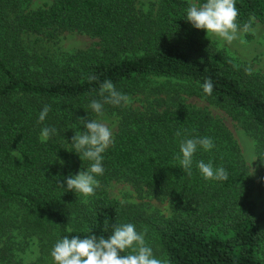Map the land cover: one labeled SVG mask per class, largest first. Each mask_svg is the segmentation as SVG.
Instances as JSON below:
<instances>
[{
	"label": "trees",
	"instance_id": "trees-1",
	"mask_svg": "<svg viewBox=\"0 0 264 264\" xmlns=\"http://www.w3.org/2000/svg\"><path fill=\"white\" fill-rule=\"evenodd\" d=\"M31 1L0 0V208L17 207L28 224L26 233L40 242V258L30 264H53L52 247L65 236L107 238L114 225L126 223L146 230L170 264H264V231L250 202L255 186L264 189V74L235 66L201 44L198 30L185 20L189 4L182 0H160L147 12L137 7L138 0H54L30 11ZM236 7L241 29L246 23L264 24V0H236ZM62 33L96 42L86 51L60 56L27 45L29 36L46 44ZM209 78L213 90L206 95L201 85ZM150 79L190 86L185 94L222 110L252 136L260 167L257 183L221 120L185 104L180 90L163 98L170 86L150 87ZM105 80L130 102L143 96V103L104 105L103 114L118 118V129L102 154L97 188L125 183L161 197L169 217L112 201L102 192L84 204L66 189L65 177L90 166L75 153L71 137L83 130L78 118L99 117L88 106L102 100ZM45 105L51 110L40 123ZM44 127L56 133L42 143ZM202 137L212 138L215 146L210 151L197 147L188 175L175 159L179 142ZM201 160L223 167L228 178L205 180L196 167ZM6 219L0 218L1 234Z\"/></svg>",
	"mask_w": 264,
	"mask_h": 264
},
{
	"label": "clouds",
	"instance_id": "clouds-1",
	"mask_svg": "<svg viewBox=\"0 0 264 264\" xmlns=\"http://www.w3.org/2000/svg\"><path fill=\"white\" fill-rule=\"evenodd\" d=\"M148 11L147 8L144 9ZM238 9L236 0H204L203 3H190L186 9L185 20L198 30H204L206 37L216 36L226 44H232L239 38L241 31H248L250 23L243 25V29L237 23ZM206 95H211L213 85L211 79H206L201 85ZM101 101L93 99L89 108L98 116H102L105 104L120 106L130 102V98L116 90L110 80H105L99 89ZM50 105H45L39 113L38 122L45 121ZM79 126L83 130H76L71 137V146L76 154L90 162L87 170H80L74 176L65 177L67 191L79 193L87 198L95 195V189L99 186L96 179L104 172L103 153L112 143V129L102 120H89L78 118ZM56 133L54 127L41 129L39 139L46 142L51 135ZM180 135L179 132L176 133ZM205 151L214 148V142L210 137L188 138L179 142V154L175 157L179 161L182 171L191 175L193 157L197 147ZM15 158L23 160V156L15 150L12 151ZM63 163V161H58ZM196 167L205 180H226L227 172L223 167L213 168L211 162L197 161ZM264 179V178H262ZM146 230L138 232L135 225L126 223L114 225L112 233L107 237L88 235L84 238L65 236L58 239L53 245L50 255L53 264H170L168 259L158 258L145 240ZM123 253V254H122Z\"/></svg>",
	"mask_w": 264,
	"mask_h": 264
},
{
	"label": "rangeland",
	"instance_id": "rangeland-1",
	"mask_svg": "<svg viewBox=\"0 0 264 264\" xmlns=\"http://www.w3.org/2000/svg\"><path fill=\"white\" fill-rule=\"evenodd\" d=\"M54 0H32L28 5L30 11L38 8H44L52 4ZM160 0H138L137 7L144 11L145 8L155 9ZM190 5L195 2L194 0H182ZM196 3V2H195ZM145 12V11H144ZM198 30V29H197ZM2 27L0 26V33ZM199 41L205 46H211L217 50L221 55L227 57L235 66L242 67L255 74H264V24L254 23L250 25L248 31H241L239 38L226 44L216 36L209 35L206 37L204 30H198ZM1 38V34H0ZM39 37L32 35L27 39L28 47L33 46L34 50L38 53H48L54 55L71 54L77 51H86L92 47L96 40L82 34H69L62 33L52 38V42L44 43L38 42ZM149 86L156 85L170 86V94L163 95V98L173 94V90H180L184 93L180 94L182 101L194 108L206 110L211 116L219 119L226 126L228 131L239 146L243 158L249 169V173L257 183L260 174L259 161L257 158L256 142L252 136L247 134L241 126L233 121L225 112L211 105L202 98L190 96L185 94L189 92L191 87L185 86L181 83L166 82L164 79H150ZM168 83V84H166ZM172 83V84H171ZM143 96H137L129 102L133 107L142 105ZM96 120H102L107 123L112 129V141L117 133L118 118L113 114H102ZM74 176V175H73ZM106 194L110 200L117 201L125 204H134L140 206L143 211L147 213H154L159 216L169 217L170 211L168 203L161 197L152 198L145 193H138L133 188L125 183H111L106 189H95V195L87 198L82 197L79 193L78 196L84 204H91L92 201L101 194ZM250 202L253 206V212L259 220L260 227L264 231V189L254 187L252 191ZM7 218L1 225V230L5 233H0V264L13 261L12 264H30L34 263L40 258V242L35 236L28 235L30 232L25 218L20 213L19 209L15 206H7L0 208V218ZM143 232V231H142ZM147 244L152 248L156 257L162 258L159 251L155 249L145 234ZM5 261V262H3Z\"/></svg>",
	"mask_w": 264,
	"mask_h": 264
}]
</instances>
